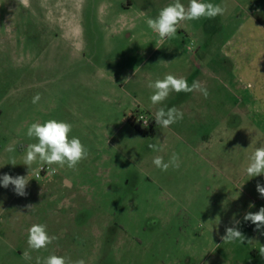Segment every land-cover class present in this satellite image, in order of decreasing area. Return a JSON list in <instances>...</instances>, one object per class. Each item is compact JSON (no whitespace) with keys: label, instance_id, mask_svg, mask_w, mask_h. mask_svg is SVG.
<instances>
[{"label":"rangeland","instance_id":"rangeland-1","mask_svg":"<svg viewBox=\"0 0 264 264\" xmlns=\"http://www.w3.org/2000/svg\"><path fill=\"white\" fill-rule=\"evenodd\" d=\"M171 1L0 0V176L28 175L22 163L36 142L26 135L34 122L71 123L70 135L89 151L76 169L54 165V175L37 177L34 164L27 196L0 186V264H35L51 254L85 264H264V229L243 220L264 207L256 190L264 175L245 171L264 146V68L251 58L242 69L244 58L219 47L236 27L224 24L226 13L213 19L217 39L200 54L182 25L160 42L146 19ZM166 74L189 85L210 78L216 101L172 92L152 105L148 84ZM173 106L183 119L166 129L142 127L152 135L130 122L140 114L152 122L160 107ZM173 152L178 169L152 163ZM234 218L246 240L224 244ZM37 223L57 239L34 251L27 236Z\"/></svg>","mask_w":264,"mask_h":264},{"label":"clouds","instance_id":"clouds-1","mask_svg":"<svg viewBox=\"0 0 264 264\" xmlns=\"http://www.w3.org/2000/svg\"><path fill=\"white\" fill-rule=\"evenodd\" d=\"M227 7L221 4H213L211 2H204V0H189L187 6L181 3V0H174L163 7L155 18H147L146 24L151 31L156 34L160 42L165 39H173L177 36L178 27L186 21H194L204 19H214L219 16L225 15ZM157 48V47H156ZM159 49V48H157ZM189 47V51H191ZM165 62V61H164ZM167 63V62H165ZM130 79H125L127 83ZM148 87L153 89V94L150 96L152 105L161 104L165 101L172 92L192 93L199 92L206 99L209 96L208 89L201 85L199 81H193L189 85L184 77H177L173 74H166L162 79H156L154 82H149ZM41 96L37 93L32 103L36 104L40 101ZM184 113L176 108L160 107L154 114V120L157 127L169 128L172 124L183 119ZM143 120L144 127L148 125V120ZM73 125L65 121L56 119H49L46 122H34L27 128V137L34 139L36 142L29 143L24 152L23 165L28 168V175L12 176L7 173L0 176V186L8 188L13 186V191L16 195L24 197L27 196V186L30 173L34 170L33 165L39 164L40 167L36 171L41 172L46 165L48 168L47 174L54 175L57 171L54 165L69 169H76V167L89 155L86 146L81 142L78 137L71 136ZM148 148L152 151H162V147L157 143L149 142ZM236 148H240L239 145ZM8 151H13L9 148ZM152 163L158 169L167 171L170 167H180V157L177 153L173 152L167 162L164 161L162 156H155ZM13 166L17 165L15 158L11 159L9 163ZM246 174L250 178L264 175V146L257 147L249 157V163L246 167ZM256 190L261 198H264V185L257 184ZM30 211L34 205L26 206ZM249 207H254L250 204ZM243 220L251 222L255 225L257 231L264 229V207H261L256 212H247ZM239 220L233 219V226L227 227L226 234L221 237L224 244L239 242L243 244L246 240L244 234L239 230ZM204 223L201 222V227ZM57 239L56 236L50 235L45 224H32L28 229L27 244L28 248L34 251L46 249ZM249 244L252 240L247 241ZM219 247V245H217ZM259 254L264 257V246H260ZM23 259L31 261L33 258L29 251L23 253ZM35 264H85L83 259L71 261L70 258L51 254L45 258L36 257Z\"/></svg>","mask_w":264,"mask_h":264},{"label":"crops","instance_id":"crops-1","mask_svg":"<svg viewBox=\"0 0 264 264\" xmlns=\"http://www.w3.org/2000/svg\"><path fill=\"white\" fill-rule=\"evenodd\" d=\"M173 2L174 0L170 3ZM188 2L189 0H181V3L185 6H187ZM204 2L226 6L227 16L224 24L228 25L232 22L236 25L231 37L226 38V41L219 46L225 55L232 59L235 58V55L244 58L242 69L251 66V58L259 59L257 64L260 65V69L264 68V0H204ZM213 23V19L201 18L200 20L186 21L181 24L186 34L195 35L197 42H200V44L197 43L198 47L195 50L197 54L202 52L209 39H217L212 31ZM201 30L204 32V36L197 34ZM206 66L207 68L205 69H212V64H206ZM199 82L208 89L209 96L205 99L202 94L197 92L198 101L201 97L203 101L212 99L216 101L215 82L212 83L210 78ZM149 113L152 114L151 112Z\"/></svg>","mask_w":264,"mask_h":264},{"label":"built area","instance_id":"built-area-1","mask_svg":"<svg viewBox=\"0 0 264 264\" xmlns=\"http://www.w3.org/2000/svg\"><path fill=\"white\" fill-rule=\"evenodd\" d=\"M141 118H143L144 120H148V125H147V126L145 125V127L150 126L151 121H150V120L147 118V116H145L144 114H140V115H138V116H135V119H136L137 124H139L141 127L144 126V122H143V120H140ZM47 171H48V168H47V166L45 165V166H44V169H42L41 172H39V171L36 172V176H37V177H43L44 175L47 174Z\"/></svg>","mask_w":264,"mask_h":264},{"label":"trees","instance_id":"trees-1","mask_svg":"<svg viewBox=\"0 0 264 264\" xmlns=\"http://www.w3.org/2000/svg\"><path fill=\"white\" fill-rule=\"evenodd\" d=\"M132 117L134 118V115H132ZM133 118H131L130 119V122L132 123V125H134L135 126V128L138 130V131H140L141 133H143V134H154V129L152 128L151 130H150V133H148V131L147 130H145V129H142V127L139 125V124H137V123H135L134 121H133ZM152 124H156V122H155V120L153 119V121L151 122V124H150V127L152 126Z\"/></svg>","mask_w":264,"mask_h":264}]
</instances>
